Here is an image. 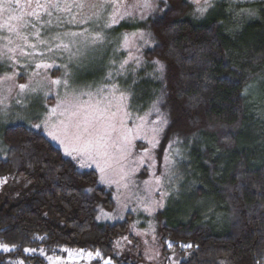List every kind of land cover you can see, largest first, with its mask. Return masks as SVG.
<instances>
[{"label":"trees","instance_id":"16d2710c","mask_svg":"<svg viewBox=\"0 0 264 264\" xmlns=\"http://www.w3.org/2000/svg\"><path fill=\"white\" fill-rule=\"evenodd\" d=\"M244 8L256 19L242 32L214 13L194 19L187 0H159L137 25L151 41L146 97L165 121L156 163L171 144L183 155L160 236L176 264H264V0ZM1 138L0 182L19 190L0 199L9 247L0 264H45L40 252L75 249L98 254L92 264L110 258L126 223H97L113 203L96 172L78 169L40 130L8 126Z\"/></svg>","mask_w":264,"mask_h":264},{"label":"rangeland","instance_id":"374dc122","mask_svg":"<svg viewBox=\"0 0 264 264\" xmlns=\"http://www.w3.org/2000/svg\"><path fill=\"white\" fill-rule=\"evenodd\" d=\"M158 1L144 7L139 0H117L115 5L87 0L83 8L36 9L39 18L25 15L23 20H8L21 9L0 3V158L6 152L2 131L24 125L40 130L78 169L96 172L113 203L111 209L99 210L97 223H126L103 264L116 259L178 261L176 255H163L160 236L167 224L163 211L177 194L183 155L171 144L156 163L165 121L146 97L142 79L151 72L142 52L151 41L137 29ZM187 1L194 19L214 13L235 33L256 19L244 6L261 0H209L210 7L205 0ZM5 22L15 31L3 27ZM155 65L156 72L160 68ZM20 85H25L23 91ZM86 146L91 155L84 152ZM15 187L7 179L0 182V199L16 194ZM2 246L0 252H7ZM39 255L45 264H92L98 256L83 249L65 257Z\"/></svg>","mask_w":264,"mask_h":264},{"label":"snow or ice","instance_id":"6c2138e0","mask_svg":"<svg viewBox=\"0 0 264 264\" xmlns=\"http://www.w3.org/2000/svg\"><path fill=\"white\" fill-rule=\"evenodd\" d=\"M87 2V0H0V3L11 6L13 3L17 8L21 9V14L19 16H14L9 14L8 20H23L24 16H35L39 18V12L36 11V9H44L47 11L49 8L52 9H60L61 5L64 6L65 10H70L71 6L75 5L77 7L83 8L84 4ZM104 3H112L115 5L117 3V0H102ZM206 3H208V6L210 7L211 4L209 3V0H205ZM139 4H142L144 7H150L151 0H139ZM33 5H35V8H33ZM93 7L95 5H92ZM31 9L30 11L24 12L23 9ZM5 11H8V8L5 7ZM48 15H51V12H48ZM115 19V18H113ZM28 21H24V24H27ZM23 26V25H21ZM8 31H15V27L7 22H5V25H3ZM37 67H41V65H37ZM53 84H59V81H52ZM25 88V85H20L21 91H23ZM84 152L88 155H91V152L89 151V148L86 146L84 149ZM102 170V169H101ZM4 251H8V247L6 245L2 246ZM184 247H192V245H186ZM27 251V250H26Z\"/></svg>","mask_w":264,"mask_h":264}]
</instances>
